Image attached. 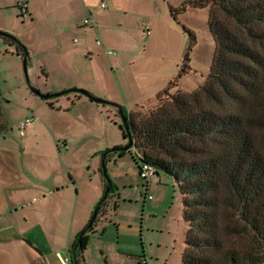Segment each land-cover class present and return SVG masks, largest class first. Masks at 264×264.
<instances>
[{
  "label": "rangeland",
  "instance_id": "1",
  "mask_svg": "<svg viewBox=\"0 0 264 264\" xmlns=\"http://www.w3.org/2000/svg\"><path fill=\"white\" fill-rule=\"evenodd\" d=\"M188 1L195 0H158L160 11L154 8L150 0L140 3L133 12L139 16L154 17L158 23L157 28L152 30L154 45L146 47L145 37L123 45L112 46L107 43L103 45L105 52L93 55V62L84 70L92 91L107 93L115 102L99 98L111 105H99L101 115L92 116L89 128L79 132L83 137L74 138L77 143L72 152L71 165L74 167V175L80 182H84L75 216V203L69 220H65L61 211L56 209L63 200H56L55 196L42 203L43 228L36 230L33 242L37 247L44 248L37 250V253H42L44 263L59 264L52 250L59 249L69 238L73 242L83 231L77 234L76 229L83 216L82 212L87 211L90 199L93 198V180H87L92 172L84 168L87 157L84 150L90 147L101 149L100 147L108 143L110 146L114 144L109 149L112 151L127 143L120 130V108L131 113L151 110L157 104L159 89L164 91L169 88V94L173 95L178 91L192 92L205 83L215 51L208 28L209 8L192 7L186 4ZM21 7L26 8V17H23ZM165 12H168L171 22L164 16ZM44 19L43 11L37 13L36 9L29 7V0H0V32L16 39L29 55L25 73L22 58L13 54L15 47L10 48L0 38V116L5 125L0 134V199L8 198L4 202L6 201L8 209L15 211L12 214L17 216L28 215L33 209L31 200L38 198L33 184L46 180L48 174L53 172L61 179L67 178V174L58 169V166L63 168L65 157L59 155L56 148L54 152L51 145L62 146L63 138L58 139L56 136L67 134L68 131L77 133L75 128L77 121L79 122L77 113H56L49 107V104H53L57 108L59 102L74 96V93L50 100H42L32 93V90L41 94H47L48 91H52L51 94L62 93L65 90L56 89H60L61 85H69L68 70L83 67L80 59L68 53L70 40L73 38L70 31H63L58 41L56 30ZM96 39H93L92 45L96 46L97 41L104 44L101 35ZM120 49L124 60L131 64L119 67L110 60L112 57L107 51L120 56ZM100 50L103 51L101 48ZM58 53L71 57H59ZM32 65L37 69L41 86L36 85L37 79L33 78L32 70L28 72ZM44 66L50 73L48 80L43 78L40 71ZM185 68L189 69L187 73L182 72ZM26 117L37 123L34 127L35 133L29 139L21 138L18 131L19 123ZM99 151L104 152L97 154L94 160L103 169L101 158L107 150ZM113 154L115 158L121 154L124 157L113 167L112 173H116V180L121 187L122 182H126L132 184L133 189L127 187L120 198L109 195L103 208L107 212L106 223L100 224L105 225V230L97 231L94 236L90 235L93 237L89 241L111 244L114 251L134 256L133 264H181L185 226L178 185L173 188L172 183L166 184V175L159 172L158 176L160 175L163 182L154 183L153 188L157 190L149 189V186L145 188V183L148 182L139 177L138 168L133 164L134 149ZM65 165L70 167L69 163ZM104 171L106 180L112 182V174L106 168ZM119 171L126 177H120ZM85 176L86 180H83ZM84 195L85 199L82 201ZM102 196L101 194L95 206L89 210L86 225ZM45 206L47 209L50 207L49 210L46 211ZM22 209L23 212L20 213L19 210ZM11 218L8 223L14 224V217ZM19 224L20 227L28 228L31 223L29 221L25 225ZM22 232L27 236L32 235L26 233V229ZM4 235L13 237L11 232ZM21 237L27 239L25 236ZM7 250L11 251L12 257L6 256L4 263L32 264L23 246L15 248V245H9Z\"/></svg>",
  "mask_w": 264,
  "mask_h": 264
},
{
  "label": "trees",
  "instance_id": "2",
  "mask_svg": "<svg viewBox=\"0 0 264 264\" xmlns=\"http://www.w3.org/2000/svg\"><path fill=\"white\" fill-rule=\"evenodd\" d=\"M186 4L209 8L215 51L208 77L192 92L170 95L165 89L151 110L120 108L130 126L133 160L178 185L187 226L181 264H263L264 0ZM0 38L18 57L26 53L13 37ZM4 128L0 116V134ZM120 130L127 140L122 124ZM113 191L111 184L103 193L96 219ZM96 219L77 236L75 244L83 234L80 249Z\"/></svg>",
  "mask_w": 264,
  "mask_h": 264
},
{
  "label": "crops",
  "instance_id": "3",
  "mask_svg": "<svg viewBox=\"0 0 264 264\" xmlns=\"http://www.w3.org/2000/svg\"><path fill=\"white\" fill-rule=\"evenodd\" d=\"M146 1L147 0H40L37 2V0H29V7L32 6L34 9H36L37 13L43 11V18L46 19L47 24L49 22V26L52 27V29L56 30V34H57L56 40L60 41L61 33L63 31L65 30L70 31L73 38L70 40L71 47H69L70 51L68 53H70L72 57H76L80 59L79 62L83 64V67L80 69L68 70L69 74H67V77L70 78V80H68L69 85H61L60 89H56V90L66 91L67 89L68 90L82 89V90H86L93 97L101 98L104 100H111L112 102H115V99H111V96L107 93H104L102 91L100 92L92 91L90 84L87 83L88 80L86 79V72L84 70H86L89 64L93 62V57H92L93 55L102 54L103 52H105L103 45H106L107 43H110V45L112 46H114L115 44L123 45L126 42H133L134 40L138 41L140 37H145L147 39L146 47L150 48L154 45L153 42L154 37L152 30H155L157 28L158 26L157 20L154 17H148L143 15L139 16L137 13L133 12V10L136 9V7L140 3ZM150 1L154 4V8L156 10L158 11L161 10V5L158 4V0H150ZM101 3H106V8L101 9L99 7ZM164 16L168 21H170L168 12L167 13L165 12ZM88 17H90L94 21L96 25L95 28L86 27L84 26V24L82 25L83 21ZM146 30L149 31L148 35L146 34ZM99 35H101L104 44L101 43L98 46L95 43L96 46L92 45L93 39L97 40L96 37H98ZM100 48L103 51H101ZM14 53L15 52H13V54ZM58 56L65 58L68 55L65 53H62L60 55L58 53ZM110 57H112L110 58V60L113 61V64H115L116 66L122 67L123 65L131 64L128 61L126 62L124 60V55L121 49H120V56L118 54H114L111 55ZM31 70L33 73V78L37 79L35 81L36 85L38 84L39 86H41L42 84L40 83L41 81L40 78H38L37 69L36 67H34V65H32V69H28V72H31ZM40 71L42 72L43 78L45 80H48L50 73L47 67L44 66V69L40 68ZM71 73L74 75L71 76L72 75ZM45 90L47 89L45 88ZM51 92L52 91H48L47 94H51ZM159 92H162L161 89L158 90L157 94H159ZM74 94H75L74 96H69L68 98H66L65 101L59 102V106L57 108H54L53 104H52V108L49 106L51 109L55 110L56 113H65V114L77 113L78 116L79 122L77 121L76 124L77 128H75L77 129L75 130L77 131V133L76 132L69 133L70 131H68L67 134L64 135L61 134L60 136L58 135L56 136V138L58 139L63 138L62 139L64 140L63 144H66L67 150L65 152H59L58 148L61 145L58 144H56L55 146L51 145V148L54 152L56 148L57 153L59 155H64L65 157L63 168L58 166V169L62 171L63 174H67V178L61 179L60 176H57L56 173L53 172L48 174L46 180L43 179L41 181H38L36 185L33 184L32 187L33 188L35 187L36 196H38V198L31 200V204H33L34 207L28 215L17 216V214L15 215L12 214V212L15 211L8 209V207L6 206V201H8L9 199L8 198L0 199V257L2 259V260L0 259V264L6 262L4 261V258L6 256L9 258L12 257L11 251L7 250L9 249V245L11 246L15 245V248L19 246H23L28 257H30L32 264H38L39 262L42 263L44 262L43 255H41L42 253L41 254L37 253L38 249L41 248L44 249V248L37 247L35 245L36 243L33 242L35 241V238L33 236L36 233L37 229L41 228L42 230L43 228L42 203L48 201L47 200L48 198L53 199V197L56 196L57 197L56 200H63L60 203L59 208L56 207V209H59L61 211L62 217L65 218V220L70 219V215L73 212V207L75 203V210L73 212L75 216L76 207L78 206L79 199L81 200L80 191L82 189V184L84 182H80L76 177V175H74L73 173L74 167L73 165H71V163L73 162L72 152L74 151L77 143V140L76 139L74 140V138L83 137L82 133L79 132L88 129L90 120H92L93 118L92 116L101 115V113L98 104H95L94 102L90 101L85 96H82L77 93ZM63 103H65V106L63 105ZM73 110H75V112ZM27 118L28 117H26L25 119ZM36 124L37 123L34 122L33 120L31 126L26 130L25 136L21 138L29 139L30 136H32L35 133L34 127L36 126ZM67 141H69V143ZM113 145L114 144H112L111 146ZM111 146L108 145V143H106L102 147H100L101 149H99L98 147L93 148L89 146L90 148L84 150V152L87 153V157L85 158L84 168H87V171L92 172L91 176H89L88 173L89 177L87 180L90 181L93 180V186H92L93 198L90 199V203L87 211L85 213L81 211L83 213V216L80 218V221L78 223L76 229L77 234L80 233L83 230V228L86 226L89 210L95 206L96 200H99L98 198H100L101 194L103 195L105 191L107 177L104 176L102 172V167L101 166L99 167V165H97L96 161L94 160V157L97 154L104 152L99 150H107L105 151L107 153H105L102 156L103 158L101 159H102V165L104 166L103 169L106 168L108 172L112 174L111 184L114 187V191L111 193L110 197L114 196L116 198L117 197L120 198V196L122 197L127 187L129 189H133L132 184L126 182H122L123 186L121 187L119 185V182L116 180L115 177L116 173L114 172L112 173L113 167L118 163H120V160L124 157V155H120L118 156V158H115L113 152H117V151L114 150L109 151V149H111L110 148ZM67 162L70 164L69 165L70 167H68V165H65L68 164ZM133 164L138 168V172H139L138 165L135 162H133ZM97 173L100 174L97 175ZM118 174H120V177H126V175L123 176L122 172L120 171ZM86 177L87 176H85L83 180L84 179L86 180ZM166 178H167L165 179L166 184L172 183L173 188L174 185H177L176 182L171 177L166 176ZM153 179L156 181H154ZM157 182L159 184L163 182V180H161L160 178V175L159 176L156 175L153 178H151L148 181V183H145L144 187L146 188L147 186H149V189L157 190L156 188H153L154 183ZM136 187L139 186L136 185ZM83 197H82V201L85 199V195ZM4 200L6 201L4 202ZM179 200L182 205L181 194ZM49 208L47 209V206H45L46 211L49 210ZM19 211L20 213H22L23 209ZM106 213L107 212L105 211L100 213L96 219V223L94 225L93 231L85 234L87 236V243L84 249H80L79 243L75 244L76 242L75 239L72 242L71 239L69 238V240L67 239L63 244H61L59 249L52 250V252L56 256L57 263L72 264L73 260H75L78 264H133L134 256L125 253H119V251H114V248L111 246V244L108 245L104 242H90L92 240V237L94 236L93 234H95L97 231L104 232L105 225L100 226V224L106 223L105 220ZM11 217H14V221H15L14 224L8 223V220H12ZM182 220H183V207H182ZM29 221L31 224L28 228L20 227L19 223L25 225ZM183 223L185 226V233H184V239H185L187 226L184 220ZM23 229H26L27 231L26 233H30L32 235L31 236L24 235L22 232ZM8 232H11L13 234L12 238L4 235L7 234ZM21 236H25L27 239H23ZM184 239H183L181 254L184 247ZM9 262L12 261L10 260ZM44 264H50V263H44Z\"/></svg>",
  "mask_w": 264,
  "mask_h": 264
},
{
  "label": "water",
  "instance_id": "4",
  "mask_svg": "<svg viewBox=\"0 0 264 264\" xmlns=\"http://www.w3.org/2000/svg\"><path fill=\"white\" fill-rule=\"evenodd\" d=\"M7 36H8L7 34H5L3 32H0V37H7ZM22 61H23V69H24V72L26 73L27 52L24 54V56L22 58ZM69 92L70 93H77V94H80L82 96H85L87 99H89L90 101H92V102H94L95 104H98V105H111L110 103L105 102L104 100H101L99 98L93 97L87 91L82 90V89H72V90H69ZM69 92L68 91H64V92L59 93V94H41L37 90H32V93L34 95L38 96L39 98H41L42 100H50L52 98L59 97L61 95L67 94ZM119 114H120V118H121V121H122L123 130H124V132H125V134L127 136L126 145L124 147L120 148L119 151L128 152L133 147V141H132L130 126H129L128 122H127V119L120 112H119ZM110 188H111V182L106 181V187H105L104 195L108 194V192L110 191ZM97 212H98V206L95 209V211H94V213L92 215V218L90 219V221L88 223V227L91 226L95 222V219H96V216H97ZM82 236H83V234L80 235V237L78 239V243L81 241Z\"/></svg>",
  "mask_w": 264,
  "mask_h": 264
},
{
  "label": "built area",
  "instance_id": "5",
  "mask_svg": "<svg viewBox=\"0 0 264 264\" xmlns=\"http://www.w3.org/2000/svg\"><path fill=\"white\" fill-rule=\"evenodd\" d=\"M99 7L101 9L106 8V3H101ZM21 12L23 14V17H26V8L25 7H21ZM83 24L86 27H92V28L96 27L94 21L90 17L86 18L83 21ZM146 34L147 35L149 34L148 30H146ZM96 44L99 46L100 42L97 41ZM108 54L114 55L113 53H110V52H108ZM32 122H33L32 118H27L18 125V131H19L20 137L25 136V132L31 126ZM58 149H59V152H65L67 150V146H66V144H63ZM138 166H139V177L143 181L148 182L151 178L154 177V175L156 173V169L151 164H148V163L142 162V161H138Z\"/></svg>",
  "mask_w": 264,
  "mask_h": 264
},
{
  "label": "flooded vegetation",
  "instance_id": "6",
  "mask_svg": "<svg viewBox=\"0 0 264 264\" xmlns=\"http://www.w3.org/2000/svg\"><path fill=\"white\" fill-rule=\"evenodd\" d=\"M77 243H78V240H77ZM80 243V242H79ZM72 264H78L75 260H73V263Z\"/></svg>",
  "mask_w": 264,
  "mask_h": 264
},
{
  "label": "bare ground",
  "instance_id": "7",
  "mask_svg": "<svg viewBox=\"0 0 264 264\" xmlns=\"http://www.w3.org/2000/svg\"><path fill=\"white\" fill-rule=\"evenodd\" d=\"M22 58H23V57H22ZM132 148L134 149V147H132ZM132 148H131V149H132ZM134 151H135V150H134ZM65 261H66V260H65Z\"/></svg>",
  "mask_w": 264,
  "mask_h": 264
}]
</instances>
